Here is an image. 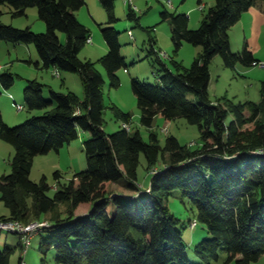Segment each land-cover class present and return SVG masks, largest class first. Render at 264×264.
I'll return each mask as SVG.
<instances>
[{
    "label": "trees",
    "instance_id": "trees-1",
    "mask_svg": "<svg viewBox=\"0 0 264 264\" xmlns=\"http://www.w3.org/2000/svg\"><path fill=\"white\" fill-rule=\"evenodd\" d=\"M115 1L100 0L109 15V27L102 29L109 53L100 63L111 86L118 88V72L128 65L121 53V33L112 27L117 22ZM199 3L202 5V0ZM215 3L194 31L189 28L188 15L162 13L163 20L172 25L176 52L185 43L203 48L190 69L172 60L176 68L172 70L160 57L157 39L151 36V53L162 66L160 84L132 80L142 125L152 129L158 117L168 122L185 119L200 130L202 143L194 150L173 136L164 148L154 133L151 142H145L139 132L132 133L131 114L118 107L114 111L122 129L106 134L104 77L95 63L79 58L91 39V31L76 16L85 0H0V6H8L14 18L37 8L47 24L46 33L36 34L30 28L17 29L0 20V40L34 45L41 59L39 68L78 74L84 90V98H80L74 92L50 88L47 99L45 84L28 81L25 107L44 113L17 127L5 122L0 108V140L16 152L11 174L0 176V202L10 210L0 221L26 226L47 221L48 226L38 232L47 234L40 251L46 257L54 251L57 264H193L183 239L185 226L167 205L179 190L196 208L198 220L210 235L195 248L200 262L213 264L221 254L228 256V264L260 260L264 255V84L261 104L238 105L213 101L209 86L210 66L217 56L232 69L239 64L247 68L260 64L250 41L242 52L232 51L230 31L251 9H264V0ZM2 15L0 12V19ZM128 16L139 21L133 5ZM59 33L66 35V44ZM0 84L10 91L15 86L14 74H1ZM82 132L91 136L83 145L87 169L67 183H62L63 175L56 172L58 186L51 197L46 177L40 182L31 179L35 159L59 153ZM142 156L151 176L148 188L142 187L138 178ZM161 160L166 166L157 170ZM63 206L67 207L65 213ZM197 225V221L191 224L192 228ZM19 247L26 248L22 237L18 247L0 246V264H10Z\"/></svg>",
    "mask_w": 264,
    "mask_h": 264
},
{
    "label": "rangeland",
    "instance_id": "rangeland-1",
    "mask_svg": "<svg viewBox=\"0 0 264 264\" xmlns=\"http://www.w3.org/2000/svg\"><path fill=\"white\" fill-rule=\"evenodd\" d=\"M85 1L86 5L76 12V16L80 23L91 31L92 43L85 46L79 58L83 62L91 61L95 63L97 69L104 77V97L107 106L105 112L106 134H115L122 129L123 123L117 119L114 111V107H118L123 112L131 114L130 126L132 133L139 132L145 142H151V135L154 133L163 148L166 146L167 139L170 136L177 138L183 146H189L194 150L199 148L202 143L200 130L198 126L189 124L185 119H176L168 122L164 118L158 117L152 129L142 125V114L132 89V80L139 79L141 82L148 84H160V76L163 75L160 72L162 66L158 62L157 56L151 53V36L157 39V50L167 54L168 57L166 56L162 59L172 70H176L172 60L181 64L184 69H190L194 60L202 54L203 48L185 43L183 48L176 52V47L172 41V25L170 21L163 20L162 13L188 15L190 18L189 28L194 31L200 28L204 17L215 6V0H202V5H200L199 0H132L134 8H137L139 21L129 19L131 1L116 0L115 13L117 22L112 27L121 33V53L128 65L127 69H121L118 72V78L120 79L118 88L111 86L109 75L100 63V60L109 53L102 34V29L109 27L107 26L109 15L100 0ZM0 12L3 13L0 20L5 25L17 29L30 28L36 34L47 32V24L40 19L37 8H29L26 16L20 18H14L8 6H0ZM247 28L248 32H250L248 35L250 39L252 31H250L249 25L244 29L242 20L231 29L230 37L233 52L243 51L245 43L248 41L245 35ZM130 33H132L133 37ZM59 37L62 43L66 44V35L59 33ZM29 47H31L34 57L33 55L31 56ZM255 55L260 64L251 68L241 64L235 69L227 68L220 56L213 59L210 66L211 81L209 86L210 96L213 101L229 102L235 105L246 102L261 104L264 84V28L259 41V50ZM38 61H41V59L34 45H14L0 40V75L11 72L15 76V86L10 91L4 90L0 84V93L2 94L0 108L4 110L6 115V118L4 117L5 122L10 127H17L28 119L44 113L43 111L31 112L25 107L24 91L28 86V81L37 80L42 84H46L47 88L44 95L47 99L50 98V88L60 93L74 92L80 98H84L83 85L78 74L60 72L59 77L55 70L39 68L37 66ZM189 97L194 100V96L190 95ZM18 105L25 107L24 110L19 111ZM231 119L232 117L229 116L228 121L230 122ZM90 138L89 133L82 132L79 139L65 146L59 153L52 152L46 156L37 157L34 162L31 179L34 182H40L46 177L51 186L49 195L54 197L58 186V182L55 179L56 172H60L63 175V179L60 181L67 183L76 173L87 169L83 145ZM15 154L13 146L0 140V176L11 174V163ZM166 160V163L170 162L169 158H166ZM165 166L166 164L161 160L156 168L159 170ZM146 169V160L142 156L138 178L139 183L144 188L151 181V176ZM157 172L155 171V173ZM112 188L116 189V186ZM117 190L121 191V189ZM167 205L171 213L180 219L182 225L185 226L183 239L191 262L193 264H203L196 257L195 248L204 239L209 238L210 235L206 226L198 220L196 208L189 199L183 197L182 192L179 190L173 193ZM66 208V206L61 207L62 213L66 212ZM9 215L10 210L3 202H0V217ZM194 221H197L198 225L192 228L191 224ZM46 236L47 234L44 232L34 234L30 238L31 242L28 251L27 248L22 250L19 247L12 256L10 264H20V260L23 258L26 264H57L54 251H51L47 257L40 251L42 238ZM21 237L7 231H0V246L2 249L7 244L18 247ZM22 241H24L23 243L26 246V240L22 239ZM227 260L228 256L221 254L220 260L213 264H228ZM230 264H236V262ZM252 264H264V255L259 261Z\"/></svg>",
    "mask_w": 264,
    "mask_h": 264
},
{
    "label": "crops",
    "instance_id": "crops-1",
    "mask_svg": "<svg viewBox=\"0 0 264 264\" xmlns=\"http://www.w3.org/2000/svg\"><path fill=\"white\" fill-rule=\"evenodd\" d=\"M242 22L244 23V29L247 27V25H249L250 31H252L250 39H249V36H248L249 33H250V32H248V28L246 29L245 35H246V39L248 41H250V43H251V49L253 51H255V53H256L259 50V41H260L261 35L263 34L264 9L263 8L251 9L249 12L244 14V16L242 18ZM29 50H30L31 56L33 55V57H34V53H33L32 49H31V47H29ZM160 54H164V53H160ZM39 62L40 61H38L37 63H39ZM11 97H13V96H11ZM19 106H22V105H19ZM1 111H2L3 118L4 117L6 118L4 110L2 109ZM5 118H4V120H5ZM148 186H149V184H148ZM148 186H145V187L148 188Z\"/></svg>",
    "mask_w": 264,
    "mask_h": 264
},
{
    "label": "built area",
    "instance_id": "built-area-1",
    "mask_svg": "<svg viewBox=\"0 0 264 264\" xmlns=\"http://www.w3.org/2000/svg\"><path fill=\"white\" fill-rule=\"evenodd\" d=\"M127 1H131L132 0H127ZM132 5H133V2H132ZM137 9V8H135ZM132 35V33H130ZM133 37V35H132ZM92 43V39H90L88 41V44ZM167 55L166 54H160V57H166ZM168 57V56H167ZM57 75L60 77V73L59 72H56ZM18 109L19 111H22L24 108L22 106H18ZM124 127L126 129L129 130V126L128 125H124ZM196 223L193 224V226H195ZM44 226H48V223L47 222H43V223H33V224H30V225H23L19 222H14V221H0V231H7L8 233H11V234H18V235H21L22 236V239L26 240L25 244H26V248H27V251L30 247V238L35 234H37L40 229ZM24 242V241H23ZM26 251V253H27ZM22 264H26V262L24 261V258H23V261H22Z\"/></svg>",
    "mask_w": 264,
    "mask_h": 264
}]
</instances>
